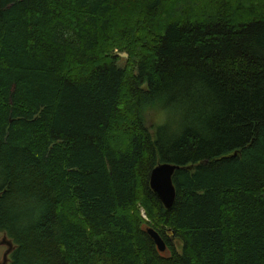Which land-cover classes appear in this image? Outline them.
<instances>
[{
    "label": "trees",
    "instance_id": "obj_1",
    "mask_svg": "<svg viewBox=\"0 0 264 264\" xmlns=\"http://www.w3.org/2000/svg\"><path fill=\"white\" fill-rule=\"evenodd\" d=\"M0 231L9 264H264V0H0Z\"/></svg>",
    "mask_w": 264,
    "mask_h": 264
},
{
    "label": "water",
    "instance_id": "obj_2",
    "mask_svg": "<svg viewBox=\"0 0 264 264\" xmlns=\"http://www.w3.org/2000/svg\"><path fill=\"white\" fill-rule=\"evenodd\" d=\"M124 55H127L124 53ZM180 165L172 162H160L151 171L150 174V187L159 200L163 203L167 210L174 207L176 202V186L173 181L174 174ZM149 234L154 239L158 249L165 251L166 243L159 232L153 228H148ZM0 245L6 248L0 256V264H9L11 261V253L15 248V243L11 237L8 236L7 231L0 232Z\"/></svg>",
    "mask_w": 264,
    "mask_h": 264
},
{
    "label": "rangeland",
    "instance_id": "obj_3",
    "mask_svg": "<svg viewBox=\"0 0 264 264\" xmlns=\"http://www.w3.org/2000/svg\"><path fill=\"white\" fill-rule=\"evenodd\" d=\"M117 53H119V55H120V63L123 65L126 64V61L129 58L128 52H126L125 50H117ZM124 53H126L127 55H124ZM145 116H146V120H147L148 125L151 124L152 122H155L156 120L157 121L160 120V118H161L160 113L158 112V110H155L154 107L148 108V111L146 112ZM113 134H116V137L120 136L115 131L113 132ZM118 142H120L119 137L117 139V143ZM0 232H2V231H0ZM0 235H2V233H0ZM5 248L6 247L4 245H0V256H1L2 252L5 250Z\"/></svg>",
    "mask_w": 264,
    "mask_h": 264
}]
</instances>
